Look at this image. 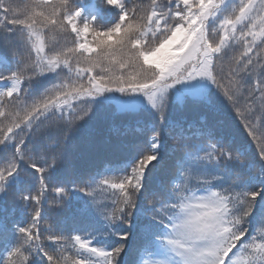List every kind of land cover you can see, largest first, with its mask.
Wrapping results in <instances>:
<instances>
[{
  "label": "snow or ice",
  "instance_id": "1",
  "mask_svg": "<svg viewBox=\"0 0 264 264\" xmlns=\"http://www.w3.org/2000/svg\"><path fill=\"white\" fill-rule=\"evenodd\" d=\"M0 264H264V0H0Z\"/></svg>",
  "mask_w": 264,
  "mask_h": 264
}]
</instances>
